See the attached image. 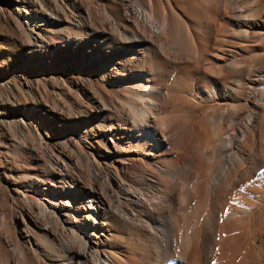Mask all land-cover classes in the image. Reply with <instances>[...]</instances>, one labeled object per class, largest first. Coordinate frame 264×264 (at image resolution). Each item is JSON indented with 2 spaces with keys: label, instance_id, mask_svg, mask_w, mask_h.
I'll return each instance as SVG.
<instances>
[{
  "label": "bare ground",
  "instance_id": "obj_1",
  "mask_svg": "<svg viewBox=\"0 0 264 264\" xmlns=\"http://www.w3.org/2000/svg\"><path fill=\"white\" fill-rule=\"evenodd\" d=\"M180 1L108 0L107 9L95 8L100 23L93 20L94 13L82 0L74 3L78 32L62 46L71 45L78 51L82 70L94 73L97 67L101 78L107 80V94L93 92L76 107L81 113L89 106L114 114L98 126L99 135L107 136L99 144L107 153V202L101 195L106 181L98 166L97 158L103 153L100 146L87 147L91 152L84 155L85 160L92 161L93 167L88 168L86 183L73 178L70 168L53 153H42L40 162L45 169H36L24 184L13 187L24 208L14 212L22 235L17 242L21 250L10 262L5 257L8 247L12 251L13 235L6 227V200L0 186V264H29V247L25 246L32 236L29 228L37 230L42 239V243L30 245L32 252H49L46 244L52 245L60 254L72 256L67 264H264V203L248 200L264 197V169L259 170L264 165V145L257 149L253 129L258 111L255 98L259 92L264 95L263 88H256L264 71H251L244 81L232 84L213 83L199 76L191 96L182 100L174 68L183 61L207 65L205 57L214 52L216 64L208 66L225 73L236 71L239 60L230 50L221 49V33L232 34L240 24L248 23L251 28L254 21L249 20L246 10H239V0H194L188 9ZM259 11L264 26V8ZM39 19L42 24L43 15ZM106 31L107 49L97 41ZM84 79L92 80L88 75ZM194 95L216 102L239 101L240 106L249 107V113L241 122L236 113L228 122L221 119L223 114L206 115L202 123L190 127L196 141L189 148L183 147L187 109L185 115L179 112L192 103ZM123 97H127L126 102ZM134 109L139 110L135 119ZM176 110L179 115L173 112L174 120L170 112L164 115ZM156 114L164 117L156 118ZM166 117L172 120L170 124L164 123ZM221 122L226 124L225 132L216 127ZM177 146H182L183 152L179 162ZM146 148L169 160L165 165L156 163L152 160L155 153L146 152ZM206 157L207 168L197 167L195 181H190L193 160L200 164ZM22 189H30V193ZM255 208L258 212L254 217ZM115 215L120 219L118 226L110 222ZM248 226L246 236L253 249L235 260L237 234ZM131 236L135 237V246H127L131 256L119 258L110 240ZM106 241L107 255L103 250ZM100 254L104 256L99 258Z\"/></svg>",
  "mask_w": 264,
  "mask_h": 264
},
{
  "label": "rangeland",
  "instance_id": "obj_2",
  "mask_svg": "<svg viewBox=\"0 0 264 264\" xmlns=\"http://www.w3.org/2000/svg\"><path fill=\"white\" fill-rule=\"evenodd\" d=\"M77 1L79 0H0V186L4 190V198L6 200L5 212L8 217L6 227L10 235H13H11L13 239L12 251L8 247L7 256L5 257L9 262L16 260L20 255L21 246L17 242L22 235L19 232L20 225L16 223L14 218L16 217L14 212H22L24 208L16 199L17 197L13 192L14 185L24 184L28 177L35 175L36 169H45L46 166H43V161L40 162L42 153H53V155L57 156L60 163L70 168L73 178L86 183L90 178L88 168L93 167L92 161L85 160L84 155L91 152L87 147L91 144L92 146L95 145L94 148L96 149L97 146H100V140L107 138V136L99 135V122L104 118L114 116L111 111L107 113V109L94 111L88 109L89 106H84L85 109L81 113L76 107L77 102L86 100L87 96L92 95L93 92L98 96L107 94V80L101 78V71L97 67L93 69L94 73L91 70H82L80 67L82 60L81 58L79 59L78 51L71 45L62 46L66 38L72 39L78 32L75 26L76 20H78V13L76 6H74ZM82 1L86 7L91 8L93 13L96 10L95 8L98 7L107 9L108 0ZM170 1L173 2V0ZM193 1L181 0L180 4L187 8V5ZM239 1L237 4L239 10H246L247 14L251 15L249 20H253L254 25L248 28V23L240 24L232 34L221 33L223 34L221 35V40H223L221 49L230 50L229 52L234 53L239 60L236 62V71L233 70L230 72L232 74H230L225 73L223 70L220 71V68L216 70L211 65L208 66L209 63L216 64L215 59L212 57L214 52H210L211 57H205L207 58L205 60L209 61L208 64H203L206 69L210 68L209 71H207L208 69L204 71L205 67H202V64H195L192 61L177 63L178 67L174 66V68L177 70L176 75H178V81H180L182 100L191 96L194 85L201 76L208 77V80L213 83L223 81L232 84L236 83L235 81L237 80L240 82L244 81L251 71H264V26H262L261 22L263 19L259 15V10L264 8V3L255 2L254 0ZM42 15L44 24L39 22V18ZM92 18L100 23V17L97 13H94ZM86 37L90 38V35L87 34ZM97 39L107 49V31L99 35ZM58 45L60 48H55ZM114 46L112 45V47ZM201 68H204L203 71ZM185 69L186 72H184ZM87 75L92 78L90 83L84 79ZM262 75L260 81L258 78V83H260L256 89H264V74ZM92 83L93 85H91ZM239 89L244 92L241 86H239ZM145 95L149 96V93L145 92ZM257 97L255 98V104L258 111L253 122V129L256 136L257 149H260L264 145V95L259 92ZM126 98L123 97L125 102ZM192 100L191 104L182 108L184 110L181 109L180 112L179 110L168 111L164 114L168 115L170 112L172 115L174 112L173 114L176 113L175 115L178 117L179 114L180 116L185 115L184 112L187 109L186 118L188 121L183 125L185 135H183L182 145L187 148L196 141V137L191 133V125L195 122L202 123L206 115L209 116L213 113L223 114L224 118L222 117L221 119H225L228 122L232 115L236 113L238 120L241 122L249 113V107L240 106L239 101H234V104H231L232 101L216 102L212 98H199L197 95H194ZM127 102L129 101L127 100ZM137 112L139 110L136 111V109L132 112L134 119L137 116ZM162 115L156 114V118L158 116L164 117ZM172 116V119L176 118ZM167 117L164 119V123L170 124L172 120L168 121L170 118L168 119ZM216 127H220L219 131H226V124L223 125L222 122L218 123ZM169 133L171 136L174 135L173 130ZM94 134L96 136L92 138ZM182 146H177L178 149L175 151L178 162L182 158ZM95 149H93V152ZM98 150L103 152H101L102 156H99L97 160L102 176L106 181L104 183L106 186L103 184L105 188L101 195L103 200L107 202V153L101 146ZM145 151L155 153L152 160L156 163L165 165L169 160L167 156H162V154L151 151L149 148H146ZM195 161L193 160V168L190 171L191 173L188 174L192 182L195 181L194 177L198 174V168H207L209 158L206 157L205 160H201L200 164ZM262 169H264V165L259 170ZM259 170L258 172H260ZM101 182L102 179H100L99 183ZM95 188L98 189L97 186ZM22 190L30 193V189ZM261 198V200H248L250 201L249 203L254 201L256 204L262 205L264 197ZM253 211L254 216L258 210L255 208ZM110 222L113 226H118L120 219L115 215ZM248 229L249 226L237 234L236 244L238 243L239 249L235 253V260L241 257L246 250L252 251L253 249L246 236ZM29 231L32 235L30 243L25 244V246L29 247H26L28 249L26 257L29 264L60 262L67 264V262L72 261L70 254H66V256L60 254L49 244H46L49 252H32L30 245L38 242L42 243V239L37 236V230L34 228H29ZM131 237L132 239L125 237L120 241L116 239L110 240V245L113 246L112 249L117 256L119 255V258L131 256L127 254V246L134 245L133 241H135V237ZM117 243L124 248V251L120 248H115ZM103 250L107 255V251H109L107 241ZM216 251L215 248L214 257H217ZM101 256L104 255H98L99 258H102ZM102 264L105 263L102 262Z\"/></svg>",
  "mask_w": 264,
  "mask_h": 264
}]
</instances>
